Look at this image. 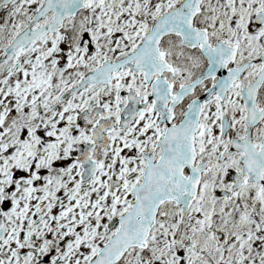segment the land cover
<instances>
[{
  "label": "snow or ice",
  "instance_id": "6c2138e0",
  "mask_svg": "<svg viewBox=\"0 0 264 264\" xmlns=\"http://www.w3.org/2000/svg\"><path fill=\"white\" fill-rule=\"evenodd\" d=\"M0 264H264V0H0Z\"/></svg>",
  "mask_w": 264,
  "mask_h": 264
}]
</instances>
